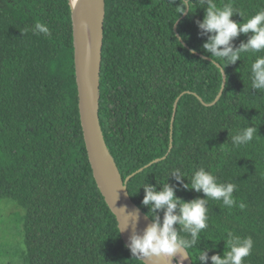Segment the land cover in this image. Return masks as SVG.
Returning <instances> with one entry per match:
<instances>
[{
	"label": "trees",
	"instance_id": "obj_1",
	"mask_svg": "<svg viewBox=\"0 0 264 264\" xmlns=\"http://www.w3.org/2000/svg\"><path fill=\"white\" fill-rule=\"evenodd\" d=\"M228 2L245 19L264 10V0H216ZM169 3L106 0L100 120L108 148L124 180L161 160L128 184L146 215L140 188L146 182L159 190L172 168L190 177L204 167L218 182L235 183V206L210 200L209 226L188 253L193 264H199L200 249L223 256L231 230L254 241L245 264H264V91L251 87L255 56L212 64L196 23L204 10L194 7L196 14L182 19ZM37 24L47 32L36 30ZM177 36L186 37L182 46L174 44ZM247 39L242 34L234 43ZM224 74V92L213 104ZM249 124L257 129L254 139L234 146L229 132ZM176 196L204 198L182 187ZM7 198L24 211L25 264H141L119 234L89 161L69 0H0V200Z\"/></svg>",
	"mask_w": 264,
	"mask_h": 264
},
{
	"label": "clouds",
	"instance_id": "obj_2",
	"mask_svg": "<svg viewBox=\"0 0 264 264\" xmlns=\"http://www.w3.org/2000/svg\"><path fill=\"white\" fill-rule=\"evenodd\" d=\"M169 5L179 17L195 15L197 11L194 14V7L204 10L203 20H197L196 23L201 38L207 37L202 47L211 56L212 64L222 60L227 66L235 65L243 55H254L250 65L251 87L255 91H264V55H255L264 52V10H258L245 19V13L231 2L218 5L216 0H170ZM235 16L241 17L243 23L234 20ZM35 28L47 32L40 24ZM242 34L248 39L237 47L234 41ZM184 39L186 37L177 36L174 44L182 46ZM192 54H195V50H192ZM217 67L223 73V65L217 64ZM249 125L235 135L228 131L234 146L246 145L254 139L257 129ZM170 178L176 181L175 185L168 182ZM186 179L189 183L184 182ZM158 185L159 190L157 186L146 182L140 188L144 192L142 205L148 209L147 218L152 223L142 234L133 232L126 247L134 260L141 264H152L156 260L164 264H173L174 261L184 264L187 258H191L188 250L197 246L202 239L201 233L209 226V201H221L223 206L231 209L236 204L233 193L237 186L235 183L218 182L217 176L204 167L195 170L190 177L179 167L172 168L167 181ZM180 187L203 193L204 198L186 202L176 196ZM239 207L243 209L245 206L240 204ZM161 212L162 218L159 215ZM138 220V214H127L126 224L122 225L119 220V234L127 230L130 224L134 227ZM223 241L227 249L223 256L215 254L209 257V251L212 250L200 249L197 257L199 264H209V260L211 264H245L254 247L252 237H241L228 230Z\"/></svg>",
	"mask_w": 264,
	"mask_h": 264
},
{
	"label": "water",
	"instance_id": "obj_3",
	"mask_svg": "<svg viewBox=\"0 0 264 264\" xmlns=\"http://www.w3.org/2000/svg\"><path fill=\"white\" fill-rule=\"evenodd\" d=\"M72 12L73 37H74V60L76 69V82L79 98V112L84 134V140L93 170L95 181L105 199L111 212L122 225L126 224L127 214H138V223L133 227L131 224L127 230L121 232L124 243L129 244L133 232L142 234L141 223L147 227L152 221L132 200L128 184L136 175L146 168L161 161L156 160L146 168L139 170L126 180L112 156L100 120V99H101V72L104 45V26L106 18V0H69ZM184 15L182 19L186 18ZM92 26V55L88 39V26ZM177 23L175 30L177 31ZM95 74V76H94ZM226 75L224 74V84L222 91L216 101L217 103L226 86ZM180 98L176 101L173 125L177 115ZM171 144H173V131ZM173 145H171V149ZM125 211H124V210ZM189 255V253H188ZM152 264H164L163 261H153ZM173 264H176L174 261ZM185 264H193L191 258L185 260Z\"/></svg>",
	"mask_w": 264,
	"mask_h": 264
},
{
	"label": "rangeland",
	"instance_id": "obj_4",
	"mask_svg": "<svg viewBox=\"0 0 264 264\" xmlns=\"http://www.w3.org/2000/svg\"><path fill=\"white\" fill-rule=\"evenodd\" d=\"M13 199L0 200V264H25L24 211Z\"/></svg>",
	"mask_w": 264,
	"mask_h": 264
},
{
	"label": "bare ground",
	"instance_id": "obj_5",
	"mask_svg": "<svg viewBox=\"0 0 264 264\" xmlns=\"http://www.w3.org/2000/svg\"><path fill=\"white\" fill-rule=\"evenodd\" d=\"M88 39H89V45H90L91 55H92V26H91L90 23H89V26H88ZM94 76H95V74H94ZM140 227H141L142 233L147 228V226L144 225L143 223H141ZM184 264H185V261H184Z\"/></svg>",
	"mask_w": 264,
	"mask_h": 264
}]
</instances>
